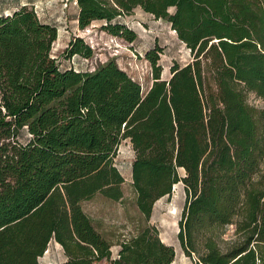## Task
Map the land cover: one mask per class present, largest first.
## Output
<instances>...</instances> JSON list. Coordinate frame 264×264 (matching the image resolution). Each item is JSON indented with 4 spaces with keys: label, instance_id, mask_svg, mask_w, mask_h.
I'll return each instance as SVG.
<instances>
[{
    "label": "trees",
    "instance_id": "1",
    "mask_svg": "<svg viewBox=\"0 0 264 264\" xmlns=\"http://www.w3.org/2000/svg\"><path fill=\"white\" fill-rule=\"evenodd\" d=\"M76 5L80 28L103 21L129 41L137 35L119 18L140 7L169 21L193 59L163 78L161 47L150 49L144 90L114 58L94 70L62 69L52 54L58 28L33 6L0 12V264H39L53 240L62 264L109 260L111 243L83 202L97 193L123 198L115 157L127 140L147 221L182 183L178 238L195 264H264V108L248 100L251 92L264 100V0ZM66 52L93 54L81 37ZM175 254L147 223L122 241L113 264H171Z\"/></svg>",
    "mask_w": 264,
    "mask_h": 264
},
{
    "label": "rangeland",
    "instance_id": "2",
    "mask_svg": "<svg viewBox=\"0 0 264 264\" xmlns=\"http://www.w3.org/2000/svg\"><path fill=\"white\" fill-rule=\"evenodd\" d=\"M25 4L33 6L43 21L57 26L58 38L54 42L52 54L62 69L74 67L84 71L94 70L99 64L114 58L121 68L147 90L153 79L151 64L145 58L147 51L156 46L161 47L159 63L162 65L163 78L171 77V67L175 62L183 65L193 59L191 50L179 39L169 21L156 18L140 7L130 15L119 18L137 35L134 41H129L104 29L103 21H94L80 28L76 0H0V12L9 13ZM170 10L173 12L174 8ZM75 37H81L92 48L91 57L67 55L66 50ZM248 100L252 105L264 108V100L255 93H249ZM134 158L135 151L131 143L124 141L115 157V164L125 177L121 200H112L97 193L83 202V208L94 226L111 243V258L97 264H113L119 257L122 241L137 234L138 229L147 223L157 227L161 239L174 247L176 254L171 264H195V258L185 254L178 238L179 222L186 202L183 184H176L171 195L155 202L151 218L147 221L137 206L136 191L132 184ZM233 234L234 226H227L223 238L230 239ZM66 260L63 247L53 240L40 257L39 264H62Z\"/></svg>",
    "mask_w": 264,
    "mask_h": 264
}]
</instances>
